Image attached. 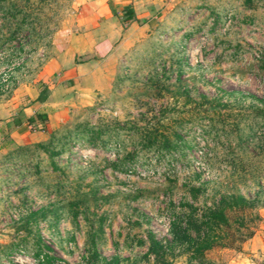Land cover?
Segmentation results:
<instances>
[{"label":"rangeland","instance_id":"374dc122","mask_svg":"<svg viewBox=\"0 0 264 264\" xmlns=\"http://www.w3.org/2000/svg\"><path fill=\"white\" fill-rule=\"evenodd\" d=\"M105 15L110 88L0 156V264H264V0H0V102ZM231 194L254 234L191 260L171 225Z\"/></svg>","mask_w":264,"mask_h":264},{"label":"crops","instance_id":"0c3cea01","mask_svg":"<svg viewBox=\"0 0 264 264\" xmlns=\"http://www.w3.org/2000/svg\"><path fill=\"white\" fill-rule=\"evenodd\" d=\"M107 17L95 20L91 28L85 26L86 30L79 33L59 32L53 55L33 82L21 85L10 100L0 102V156L10 143L19 147L45 140L64 122L71 107L86 103L82 96L110 88L112 73L108 66L117 33L105 30L114 22ZM230 264L251 262L237 259Z\"/></svg>","mask_w":264,"mask_h":264},{"label":"trees","instance_id":"16d2710c","mask_svg":"<svg viewBox=\"0 0 264 264\" xmlns=\"http://www.w3.org/2000/svg\"><path fill=\"white\" fill-rule=\"evenodd\" d=\"M134 16L131 6L123 9V17L132 19ZM255 209L254 201L241 195H227L208 208L202 218L189 215L184 227L180 223H173L171 236L175 242L187 244L191 260H198L212 250L232 248L234 241L243 243L251 238L254 231L249 229L247 224ZM233 226L236 228L233 229ZM190 232H193L195 237H192ZM149 241V253L158 256L161 249L159 243L152 236Z\"/></svg>","mask_w":264,"mask_h":264}]
</instances>
